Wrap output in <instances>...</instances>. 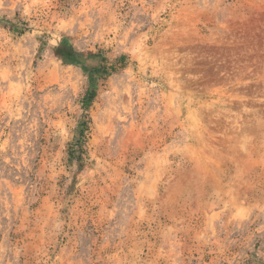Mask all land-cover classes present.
I'll return each instance as SVG.
<instances>
[{"label":"rangeland","instance_id":"obj_1","mask_svg":"<svg viewBox=\"0 0 264 264\" xmlns=\"http://www.w3.org/2000/svg\"><path fill=\"white\" fill-rule=\"evenodd\" d=\"M0 264H264V0H0Z\"/></svg>","mask_w":264,"mask_h":264},{"label":"trees","instance_id":"obj_2","mask_svg":"<svg viewBox=\"0 0 264 264\" xmlns=\"http://www.w3.org/2000/svg\"><path fill=\"white\" fill-rule=\"evenodd\" d=\"M124 60H125V58H121L119 60V63L123 62ZM105 71L106 70H103V72H105ZM94 78L95 77H94L93 73H90V75H89L90 84L94 83V81H95ZM94 98H95V92H92L91 90H88V92L86 93V95L82 99V106L87 109L89 107V105L92 103V101L94 100Z\"/></svg>","mask_w":264,"mask_h":264}]
</instances>
